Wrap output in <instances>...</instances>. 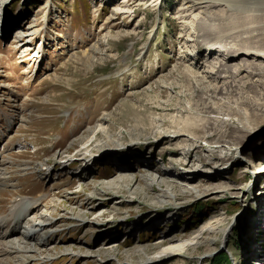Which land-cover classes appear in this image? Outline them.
<instances>
[{
	"label": "rangeland",
	"instance_id": "obj_1",
	"mask_svg": "<svg viewBox=\"0 0 264 264\" xmlns=\"http://www.w3.org/2000/svg\"><path fill=\"white\" fill-rule=\"evenodd\" d=\"M262 162L264 0H0V264H264Z\"/></svg>",
	"mask_w": 264,
	"mask_h": 264
},
{
	"label": "bare ground",
	"instance_id": "obj_2",
	"mask_svg": "<svg viewBox=\"0 0 264 264\" xmlns=\"http://www.w3.org/2000/svg\"><path fill=\"white\" fill-rule=\"evenodd\" d=\"M81 139H82V136L79 137V139H77V140H81ZM208 139H209V137L207 138V140ZM199 147H203V145H199V143H195L194 144V147H192L191 152L192 151H197L199 149ZM207 150L209 152H212L213 153L212 155H215V153H216L215 150L212 149L211 147H208ZM80 153H81V151H79L78 153H76V156L79 155ZM208 159H209L208 157H203V158L201 157L200 158L201 161H204V160L205 161H208ZM257 168H259V169H256V171H254V175H260L261 173H259V172L264 171V162H262L261 164H259V166H257ZM200 174L201 173L199 171L193 172V173H187V172H185V173L182 174V177H180L179 179H181L182 181H185V182H194L195 179H197V177ZM163 183H164V181L163 180H160L158 184L161 185ZM174 183H175V181H172V184H174ZM170 188H172L173 190L180 189L176 184H174L172 187L170 186ZM188 192H190V191H187V190L185 191V193H188ZM165 194L166 193H163L162 196H164ZM37 205H39V203L37 201H35V199H31V200H28L27 201V200H25L24 197L22 199H20L19 197H17L15 200H13V203L11 204V208L12 209H11L10 213L9 214L8 213H5L6 216L3 217V215H2V218H0V229H1V227L5 226V225H8V228H9L10 225L13 224L14 230L15 231H18L19 228L22 225V222L25 220V218L27 217V214L29 213L27 211L32 210V209H35L37 207ZM48 223H49V217H48L47 220L44 219L43 221H40V225L41 226L46 225ZM25 226H26V230L24 229L25 230L24 232H25V235H26L27 238H29L31 236H34L35 233L37 232V230L40 229V228H36V225H35L34 222L29 223V224H27ZM45 228H46V226H45ZM5 235H8L7 234V231L4 232V236L0 235V237L1 238H4V237H6ZM162 240L164 241L163 238H162ZM3 247H6V249L9 250V251H13V250L14 251H16V250L22 251L24 249L23 247H21L19 245H17V246L16 245H11V242H4ZM177 251H180V250H176L175 248H169V250H166L165 251V254L164 255H169V254H171L173 252H177Z\"/></svg>",
	"mask_w": 264,
	"mask_h": 264
},
{
	"label": "trees",
	"instance_id": "obj_3",
	"mask_svg": "<svg viewBox=\"0 0 264 264\" xmlns=\"http://www.w3.org/2000/svg\"><path fill=\"white\" fill-rule=\"evenodd\" d=\"M221 258H222V259H219V261H217V262H222L224 259H225V260H224L225 262H227V263L229 262V259H227V257L222 256ZM215 264H221V263H215Z\"/></svg>",
	"mask_w": 264,
	"mask_h": 264
}]
</instances>
